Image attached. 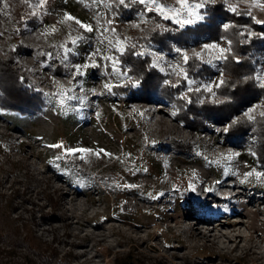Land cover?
I'll return each instance as SVG.
<instances>
[{
  "label": "rangeland",
  "instance_id": "obj_1",
  "mask_svg": "<svg viewBox=\"0 0 264 264\" xmlns=\"http://www.w3.org/2000/svg\"><path fill=\"white\" fill-rule=\"evenodd\" d=\"M228 1L264 23V8L259 6L264 5V0ZM163 2L175 4V0ZM141 8L139 5L132 16L120 17L105 0H47L42 7H36L35 0H0V59L14 53L12 67L25 73L31 86L46 99L43 108L33 116L7 113L0 107V264H42L35 256L38 254L21 240L11 245L1 239V221L13 223L20 239L25 235L34 237L47 255L53 250L59 256L74 255L73 264H117V257L118 264H122L126 255H140L145 258L144 264H264V232L258 231L264 221V203L259 206L263 214L259 210L254 213L256 226L249 230L251 250L245 251L242 241L240 248L228 253L209 241V237L200 236L212 227L207 225L222 217L227 222L222 221V226H226L233 215L229 210L233 203H248L244 198H220L225 190L220 185L231 181L236 171L242 172V177L234 180L235 191L264 196V177L257 180L255 174L246 176L264 168L257 165L252 151L261 144L255 131L256 120L250 121L244 115L249 108L257 107L258 100L259 104L264 103V94L231 118L232 122L244 119L249 127L246 135L232 143L225 131L229 121L223 123V128L210 123L211 127L196 131L176 118L177 108L171 102L160 98L132 101L126 98L127 94L116 93L113 86L122 85L125 79L114 74L110 62L102 57L113 56L120 61L122 54L114 46L117 39L125 48L136 45L135 51H145L150 65L157 57H163L153 68L164 76L161 84L169 81L175 86L182 85V79L171 74L172 66L179 63L186 68L176 48L186 50L192 57L206 44L227 48L232 43L227 35H203L198 43L189 39L188 44L180 45L173 36L183 28L155 13L147 14V24L141 23ZM65 13L92 25L93 31L85 32L75 20H65ZM108 20L112 21L114 33L107 31ZM157 22L164 29L157 27ZM230 24L228 18L219 19L222 29ZM53 26L55 32L45 33ZM154 32L171 36V51L148 44ZM14 33L25 48L22 53H15ZM239 34L245 45L254 39L260 41L252 61L254 84L261 89L255 77L264 68V30L245 22ZM77 37L84 39L78 41L66 61L62 60L61 45L71 48L70 40ZM97 49L96 62L100 66L75 76L73 65L85 63L87 56ZM198 61L211 72L193 77L197 84L218 81L221 73L224 77L225 60L218 61L213 54L203 51L202 60ZM58 64L62 73L55 71ZM128 69L129 65L124 66V71ZM105 84L112 85L111 91L105 89ZM214 91L217 94V89ZM189 92L192 91H188L186 82L179 87V95ZM201 92L199 105L214 99L202 88ZM157 109L164 113H155ZM261 112L264 106L256 108L253 115ZM154 118L160 119L157 129L167 124L176 127L177 132L150 129ZM117 140L123 141V145ZM177 142L183 148L190 146L191 151L178 150ZM80 148L91 151L67 154L68 149ZM174 162L179 170H205L206 182L188 177L177 185L184 178L182 172L178 170L176 176L164 173ZM143 179L148 181L147 186L142 185ZM206 186L210 189L205 191ZM252 204L254 209L258 207L256 202ZM183 211L186 219L180 217ZM195 217H200L206 227L195 224ZM247 219L245 225L249 224L250 218ZM191 225L197 229L187 230Z\"/></svg>",
  "mask_w": 264,
  "mask_h": 264
},
{
  "label": "trees",
  "instance_id": "obj_2",
  "mask_svg": "<svg viewBox=\"0 0 264 264\" xmlns=\"http://www.w3.org/2000/svg\"><path fill=\"white\" fill-rule=\"evenodd\" d=\"M112 11L118 13L120 17L132 16L135 9L139 5H130L125 7L118 4V0H105ZM229 1L215 0L208 3L201 12L203 19L198 23L184 27L180 33L173 36V38L180 44L185 46L189 39H193L195 43L203 35H209L213 38L227 35L231 40V57L225 60L222 64L224 79L226 84L217 89L216 96L219 98L218 102L213 100H206L202 104H198L202 92L192 91L186 94L188 99H183L185 95H179V87L185 83L181 80L182 85L175 86L171 82L161 84L164 76L156 69L150 67V58L148 55L137 56L135 48L128 47L120 56V68L124 71V66L129 65L128 75L133 79L138 80V84L133 86L123 81L122 85H114L113 90L118 94H127L126 98L132 101L148 102L153 99L160 98L164 101L171 102L177 108L176 118L180 122L196 131L203 130L210 126V123L221 125L229 121L226 135L235 140L243 137L248 132V125L246 120L238 119L234 124L231 118L241 112L243 107L254 101L259 94H264L263 89L255 86L253 80V72L255 64L252 61L254 52L259 48L260 41L258 39L252 40L249 45H245L242 36L239 34L240 26L245 22L252 23L258 29L264 30V23H256V20L250 12L245 9H236L235 12L229 10ZM228 18L231 24L227 30L219 26V19ZM116 30L119 32V26L116 25ZM16 37L15 53L20 52L22 45L18 43V35ZM170 38L168 34H158L157 32L150 35L148 44H156L164 50L171 51ZM15 54L10 53L5 60L0 59V107L7 113H15L17 115H35L45 105L46 99L42 92L34 89L31 86V81L23 72L12 67L13 58ZM237 60L239 62H237ZM189 77L193 78L203 74H209L211 69L199 62L198 60L190 59L189 64L186 65ZM55 71L63 72L61 64L55 66ZM256 117V132L261 140V144L252 151L256 156L257 165L264 168V118L260 115ZM211 127V126H210ZM176 148L180 151H191L190 146L183 148L180 142H177ZM181 145V146H180ZM49 196V195H48ZM3 235L1 239L13 245L21 240L23 244L31 251L37 253L35 255L42 264H73L72 258L74 255H57L56 251L50 255L46 254V249L41 247V244L35 242L34 237L25 235L23 239L19 237V230L13 223L4 224ZM28 261L31 258L25 255ZM136 256V257H135ZM126 261L122 264H144V257L137 255H126ZM120 257L116 258L117 264ZM156 264H164L161 261Z\"/></svg>",
  "mask_w": 264,
  "mask_h": 264
},
{
  "label": "snow or ice",
  "instance_id": "obj_3",
  "mask_svg": "<svg viewBox=\"0 0 264 264\" xmlns=\"http://www.w3.org/2000/svg\"><path fill=\"white\" fill-rule=\"evenodd\" d=\"M47 0H35V6L36 7H42ZM209 2H214V0H175L174 5H169L163 2V0H118V3L120 5H124L125 7H128L130 5H141L142 8L139 12L138 19L141 23L147 24L148 21L145 19L147 14L155 13L156 16L161 18L162 20L171 21L173 24H176L179 28H184L188 25L194 24L199 20L203 19V16L201 15L200 10L203 9ZM227 3L228 0H225ZM260 7L264 8V5H259ZM229 10L235 12L236 8L229 4ZM65 20H75V23L80 26L85 32H92L93 27L90 24H84L78 19H75L71 15L65 13ZM106 23L109 25V28L107 31L113 32L114 29L111 28V20L106 21ZM256 23H261V21H256ZM139 26V25H137ZM157 27H162L161 25H156ZM228 26L225 25V29L227 30ZM55 27H51L49 29L45 30V33L48 32H55ZM84 39L83 37H77L74 39H71V45L72 47L69 48L66 45H61V47L64 49V55L62 56V60L68 59V54L70 52H73L74 48L77 46L78 41ZM111 44L112 41H109ZM116 47V51L123 54L126 50L125 45L119 40H116V44L114 45ZM131 47H136V45H132ZM176 53L179 54L183 61V65H188L190 59L195 60H202V52L207 51L210 54H213L214 59L218 61H224L229 59L230 57L232 59H236L234 56L231 55V44L229 42V47L224 48L220 47L217 44H206L203 46V49L201 52H193V56L190 57L188 55V52L186 50H182L181 48L175 49ZM99 53V49L93 51L90 55L87 56L86 62L78 65H73L75 68L74 75L75 76H82L85 74V71L88 69L97 68L100 65L96 62V57ZM137 56H143L145 55V51L138 50L133 53ZM155 55V53H153ZM103 60L110 62L112 72L126 80L127 83L132 84L133 86L138 84V80L133 79L132 77L128 76V73L126 71H122L119 67L120 61L116 59L113 56H104L102 57ZM163 59V57H157L156 60L150 65V67H157L159 62ZM237 62H239L237 60ZM178 77H180L183 81L187 83L188 91H196L200 92L201 88L204 92H207L211 97L215 98V102L219 101V98L216 96V91L214 89H219L223 87L226 84L225 79L223 78V73H221L220 78L218 81H208L204 82L202 85L197 84V82L189 77L188 71L185 67H183L181 64H175L172 66V73ZM255 79L259 82V87L261 89H264V75H257ZM105 89L108 91H111L112 85L105 84ZM183 99H188V97L185 95L182 97ZM264 106L262 105H257ZM256 111L255 107L249 108L244 115L248 117L250 121H254L256 117L253 115V113ZM261 118H264V112H261L260 114ZM233 124L235 121L232 122ZM227 131V128L225 129ZM53 147H62V145H53ZM90 149L80 148V149H68L67 154L69 155H75L77 152L79 153H88L90 152ZM103 151V150H99ZM99 154V152L97 153ZM105 155H108L105 153ZM81 159H84L83 156L80 157ZM255 174V177L257 180H260L261 177H264V171L256 172L253 170V172L246 173L247 177H251Z\"/></svg>",
  "mask_w": 264,
  "mask_h": 264
},
{
  "label": "bare ground",
  "instance_id": "obj_4",
  "mask_svg": "<svg viewBox=\"0 0 264 264\" xmlns=\"http://www.w3.org/2000/svg\"><path fill=\"white\" fill-rule=\"evenodd\" d=\"M24 51H25V48L22 46L20 53H22ZM154 112L155 113H157V112H161L162 113L163 111L157 109ZM159 120L160 119H158V118H154V121L150 122L149 128L150 129L153 128L154 130H156L157 129L156 127L160 126L159 125V123H160ZM166 125L164 126L165 128H162V127L160 129L158 128L159 130L157 129V131L163 130V131L168 132L170 130V131H173V132H177V128L176 127L174 128L170 124H169L170 126H168V125L166 126ZM116 142H118V144L120 146L123 145V141L117 140ZM158 149L161 150L160 148H157V150ZM178 170H179L178 169V165L174 162L172 165L166 167V170H164V173H166V174H168L170 176H176V172ZM179 171L183 173L184 178L180 182L177 181L178 182L177 185H180L183 182H186L188 177L189 178L196 177L198 180H200L202 182H204V181L206 182V180H207V172L205 170L201 169V168L181 167ZM241 177H242V172L236 171L233 174L232 178L229 179L231 181H229L227 184L223 183L222 185H220L221 188L225 189L221 193L222 195L220 194L221 195L220 198L224 199V200H228L229 199V200H232V201H233V199H236V198L237 199L238 198H244V199L248 200V203H246L244 205H242L239 202L233 203L232 207L229 208V210L232 211L233 215L230 217L231 220L226 225L227 227L225 225L222 226V221L224 223H227V222H225L226 219L224 217H222L220 220L218 219V220L212 221L213 223H210L209 225H207V226H212V227H207L206 228V233H200L201 237L202 236L209 237L208 238L209 241H211L214 245L218 244V246L221 249L227 250L228 253L233 252V251L237 250L238 248H240L241 246L239 247V244L242 241L244 243V245H243V243H242V245H243V248H245V251H249V250L252 249L248 244H249V241L251 240V236H250V231L249 230H250V228H255V226H256V224H255V214L254 213L257 212V210H259L258 213L259 214H263V212L260 211V207L259 206L262 203H264V196H257V195L256 196L255 195L247 196L245 194H240L239 191H235L236 186H235L234 180H237V179H239ZM141 183H142L143 186H147L148 185V181L146 179L141 180ZM209 186H206L207 188L205 187L204 190L205 191L209 190L210 189ZM230 191H234V192H230ZM253 202H256L258 204L257 205L258 207L255 208V209L253 208V204H252ZM248 206H249V208H248ZM185 215H186L185 211L180 213V217H182L183 219H186ZM246 218H248V219L250 218V221H248V219H247L249 224L245 225V222H246L245 219ZM195 219H197L195 224L199 222L198 223L199 226H205V225H203L204 224L203 220H201L200 217H195ZM193 226L194 225L187 226V230H191V231L193 229L196 230L197 228L195 226L194 227ZM241 227L244 229L243 232L241 231L242 230ZM258 231H260L259 234H261V232H264V221L262 222L261 227L258 228ZM256 233H257V231H256ZM190 236H191V234H190ZM228 243L232 244L231 247L228 246Z\"/></svg>",
  "mask_w": 264,
  "mask_h": 264
},
{
  "label": "built area",
  "instance_id": "obj_5",
  "mask_svg": "<svg viewBox=\"0 0 264 264\" xmlns=\"http://www.w3.org/2000/svg\"><path fill=\"white\" fill-rule=\"evenodd\" d=\"M151 21L154 23L155 21H154V19L152 18L151 19ZM158 23V25H161V22L159 23V22H157ZM246 25V24H245ZM159 28H162V29H164L163 27H159ZM167 31H170V29H166ZM171 32V31H170ZM263 55H264V49H263ZM264 62V59H263V61H262V63ZM261 75H264V68H263V70H262V73H261ZM258 102V105H262V104H259L260 103V100H258L257 101ZM264 104V103H263ZM261 107H263V106H257L256 108H261ZM219 126V128L221 127V128H223V126H224V124H221V125H218Z\"/></svg>",
  "mask_w": 264,
  "mask_h": 264
}]
</instances>
